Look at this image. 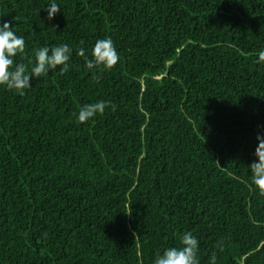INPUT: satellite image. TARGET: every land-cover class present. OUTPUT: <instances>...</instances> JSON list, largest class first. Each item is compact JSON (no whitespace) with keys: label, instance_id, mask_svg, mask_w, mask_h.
I'll list each match as a JSON object with an SVG mask.
<instances>
[{"label":"trees","instance_id":"1","mask_svg":"<svg viewBox=\"0 0 264 264\" xmlns=\"http://www.w3.org/2000/svg\"><path fill=\"white\" fill-rule=\"evenodd\" d=\"M50 3L0 0L14 63L73 49L23 95L0 85V264H154L189 231L200 264H264V0ZM109 37L118 63L88 69L78 48Z\"/></svg>","mask_w":264,"mask_h":264},{"label":"clouds","instance_id":"2","mask_svg":"<svg viewBox=\"0 0 264 264\" xmlns=\"http://www.w3.org/2000/svg\"><path fill=\"white\" fill-rule=\"evenodd\" d=\"M48 11V19L51 20L60 12L61 8L56 0H51ZM15 19V18H14ZM83 43V42H81ZM25 40L13 31L11 21L0 22V85L6 86L9 90H14L20 95L24 94V90L32 86L33 79L47 77L50 71L59 70L64 74L69 70V60L73 49L68 44H60L51 48L44 46L35 50L34 62L29 71V67L25 63H14V57L18 54L25 53ZM77 55L82 57L88 69H96L103 66L105 69H111L119 61V54L114 46L113 40L109 38L99 39L92 51L91 57L86 54L83 47L78 48ZM258 61L264 62V50L258 53ZM96 77V73L93 72ZM115 108L110 101H98L84 105L78 113V120L84 123L98 113L103 114L107 107ZM258 147L255 155L258 162L250 164L252 173V181L259 189L261 195H264V135L258 134ZM180 247H169L163 254L157 253L154 264H200L198 259L199 241L192 232H186L180 237ZM216 248L220 251L224 250V238L217 241ZM210 264H216V253L213 252L210 258Z\"/></svg>","mask_w":264,"mask_h":264}]
</instances>
